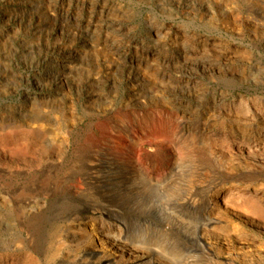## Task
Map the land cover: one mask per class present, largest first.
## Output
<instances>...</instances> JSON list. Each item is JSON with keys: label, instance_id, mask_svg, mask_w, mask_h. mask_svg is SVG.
<instances>
[{"label": "rangeland", "instance_id": "374dc122", "mask_svg": "<svg viewBox=\"0 0 264 264\" xmlns=\"http://www.w3.org/2000/svg\"><path fill=\"white\" fill-rule=\"evenodd\" d=\"M0 264H264V0H0Z\"/></svg>", "mask_w": 264, "mask_h": 264}, {"label": "bare ground", "instance_id": "6f19581e", "mask_svg": "<svg viewBox=\"0 0 264 264\" xmlns=\"http://www.w3.org/2000/svg\"><path fill=\"white\" fill-rule=\"evenodd\" d=\"M140 170V172L144 175V177H145V179H147V180H150V181H153L152 179H151V177H149L146 173H145V171L144 170H142V169H139ZM135 179V178H134ZM237 189V188H236ZM230 193L229 194H232V192L233 191H229ZM236 192H233V194H235ZM141 228H142V226H138V225H134L132 228H129V227H127L126 226V239L128 238V237H130V235L132 234V232H141L140 230H141ZM132 229V230H131ZM101 230H99V232H100ZM141 234H143V231H142V233Z\"/></svg>", "mask_w": 264, "mask_h": 264}]
</instances>
